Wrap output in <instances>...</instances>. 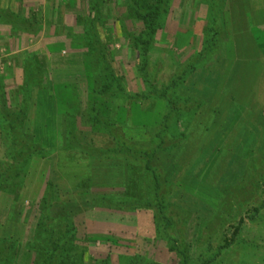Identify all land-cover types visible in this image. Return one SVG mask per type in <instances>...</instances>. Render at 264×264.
I'll use <instances>...</instances> for the list:
<instances>
[{
  "label": "rangeland",
  "instance_id": "obj_1",
  "mask_svg": "<svg viewBox=\"0 0 264 264\" xmlns=\"http://www.w3.org/2000/svg\"><path fill=\"white\" fill-rule=\"evenodd\" d=\"M92 2L0 0V16L14 12L26 25L37 23V35L30 36L0 18V89L10 113L26 110L21 129L44 149L12 173L16 180L8 189L20 184L17 193L0 187V239L20 243L5 264L34 263L32 246L46 236L38 205L48 184L53 198L47 221L76 217L82 238L109 240L91 241L84 264L106 258L110 264H264V53L252 34L254 26L264 27V0H169L154 32L131 15L127 0H99L102 53L91 23L98 15L88 17ZM217 32L223 38L219 55L175 87ZM35 66L43 78L29 81ZM60 83L73 93L64 97L67 116L56 113ZM169 87L190 102L175 129L186 134L184 141L170 154L155 143L140 144L164 175L160 200L144 167L147 157L132 170L118 156L98 160L69 144V123L77 143L90 148H119L109 129L136 146L148 142L143 130L117 121V112L131 97L153 90L162 95ZM133 106L128 110L137 109L135 116L144 120ZM1 121L0 172L14 163L10 127ZM15 146L19 161L20 143ZM103 196L136 204L135 210L105 208ZM241 219V231L232 237Z\"/></svg>",
  "mask_w": 264,
  "mask_h": 264
},
{
  "label": "trees",
  "instance_id": "obj_2",
  "mask_svg": "<svg viewBox=\"0 0 264 264\" xmlns=\"http://www.w3.org/2000/svg\"><path fill=\"white\" fill-rule=\"evenodd\" d=\"M127 7L131 13V15L138 20H141L144 22V25L146 27L145 31L150 30L151 32H154L157 28V22L160 19L161 15L165 13L166 9L168 8V2L169 0H127ZM210 2L215 0H209ZM221 7V6H220ZM222 8V7H221ZM91 12H93L96 16L95 18H90L92 23V28L95 31V37L97 40V43H100L99 51H101V45L104 46L102 37L99 32V25L102 23L101 15L103 13L102 6L100 7L99 0H94L92 2L91 6L88 8V17L91 15ZM1 13V12H0ZM91 17V16H90ZM216 17L220 18V21L217 22L219 31L223 30V23L221 15H217ZM0 18L4 19L3 24L4 25H10L11 29L16 31H22L27 35L35 36L37 35V31L34 30V25H37V23L33 22L34 24H25L23 21L19 18V16L14 12L4 13L2 12ZM34 18V17H33ZM101 26V25H100ZM217 30V28H216ZM218 31V30H217ZM253 38L255 39L256 43L258 44L260 50L264 53V27L263 26H254L253 27ZM213 38H210V42L206 43V47L201 54V56L193 59L191 62L189 68L183 72L176 80L173 82L175 84V87L180 86V82L183 81V79L187 76V74H190L189 72L194 71L203 61L213 59L217 55H219L221 50V41H223V38L219 35L217 32L214 33ZM211 36V37H212ZM219 38V40H218ZM136 41V40H135ZM136 43H139L137 40ZM61 46V45H59ZM59 49L62 48L59 47ZM56 50V49H55ZM98 50V49H97ZM205 63V62H204ZM27 66H30L31 64L34 65L33 61L26 62ZM37 69L32 72H27L28 80L34 81L33 75H39V79L43 78V74H41V71L39 69V66H35ZM29 84V82H28ZM71 88V87H70ZM68 87L67 84L60 83L55 85V90H59V92L63 93V100H59L58 92L55 93L56 98V113L58 114H64L67 116L69 104L66 102L68 101L67 98L64 97H72L73 93ZM166 89V88H165ZM0 89V119L1 122L6 124H9L10 127V136L9 141L14 143L13 150L10 149V152L12 154V159L14 163L9 164V166L4 165V170L0 172V187H7L4 192L6 193H17V188L15 186H21L20 184H15L13 188L8 189L9 187H12L13 181L16 180V176H13L12 173L16 169H21V162L28 159V157L41 154L44 149L36 144L31 138H28L24 132V130L21 129L24 121L26 120V110L24 108H20L19 111H16L15 113H10L7 108V101L4 98L5 94L1 92ZM74 92V91H73ZM173 93V94H172ZM177 93H179L177 91ZM66 94V96H65ZM172 94V96H169ZM179 96V94H178ZM180 98V96H179ZM176 97L175 89L173 91L172 87H169L166 91V93H163L162 95L156 94L155 90H153L151 93H146L142 97H131L129 100V103L126 107H121L118 110L117 115V121L123 123H129L132 127H135V129L143 130L148 138V142L144 143H137L138 145H134L136 143L128 142L124 138H122L121 134H117L114 131L109 129L106 133L112 137L118 144L119 148H113V149H95L90 148V146H82L77 143L75 132L69 123V131H68V140L69 144L72 145L74 148L78 149L81 153L88 155L89 157L96 158L98 160H105L108 158H112L115 156H118V158H121L123 161L126 162V165L129 167V169H134L139 167V165H142V158L147 157L145 161L144 167L147 169V171L151 175V184L155 187V193L158 195V199H161V194L159 193V190L161 189V181L164 178V175H159V173L154 170L151 166L150 159L152 156L149 154H145L143 151V146L140 144H146L155 143L157 145V151H161L162 154H170L172 151L177 149L182 142L184 141L186 134L180 135L175 132L178 127V120L182 116L181 113L188 108V105L190 102H183L185 99H179ZM143 101H152L154 105H156V110L161 109V113L156 114L155 112H152L151 110H155L154 105L150 108H144L143 107ZM69 102V101H68ZM151 102V103H152ZM187 102V103H186ZM196 103V102H195ZM131 104H134L133 108L136 106H139L142 109V114H144L145 119L141 120L135 115H137L138 110L135 109V111L132 113L131 109L128 110L129 106ZM64 106V107H63ZM9 107V106H8ZM132 108V109H133ZM121 110V112H120ZM155 113V115H154ZM150 114L154 115L151 116ZM98 120H102L100 116H96ZM97 120V119H96ZM118 132H120V129H116ZM13 131V132H12ZM16 141L20 143V150H21V156L19 158V161H17V156L14 154V150H16L14 147ZM18 152V149H17ZM143 152V153H141ZM156 153L155 151L153 154ZM20 166V167H19ZM1 168V164H0ZM164 171L163 169L161 170ZM251 171V170H250ZM18 176V175H17ZM11 183V184H10ZM8 185V186H6ZM10 185V186H9ZM51 186L48 184V189H46L44 193V197H42L39 201L40 207L42 209L44 208V217L46 218V236H44V242L41 245H37L35 243L32 246V250L35 253V260L33 264H84L86 260V256L90 254V242L97 243L100 241L107 242L109 241L106 238L103 237H81L80 231L78 230V225L76 221V217L67 218L65 220L57 222L56 220L47 221L48 218V210L51 207V202L53 198V193L51 190ZM1 191V190H0ZM102 201L105 205L108 206L105 208L108 209H121L125 211H132L135 210L136 204H131V206H125L124 201L120 199V197H108L103 196ZM127 205V204H126ZM161 202L158 203V207L160 210L162 209ZM183 211V210H182ZM181 212V211H180ZM160 213V212H159ZM187 213V212H182ZM57 223V224H55ZM244 223V219H241L239 222V225L235 227L234 233L232 237H237L238 233L241 231V226ZM234 242L233 239H231L230 242H228L227 247L224 246L223 248H228L232 243ZM19 241L14 239H0V264H5L9 261V259L13 255V251L16 250L19 246ZM221 248V249H223ZM95 262L99 264H110L109 258L106 259H99L95 260Z\"/></svg>",
  "mask_w": 264,
  "mask_h": 264
}]
</instances>
